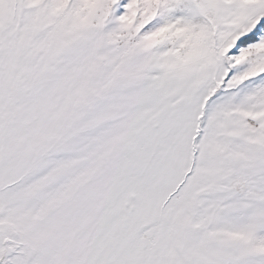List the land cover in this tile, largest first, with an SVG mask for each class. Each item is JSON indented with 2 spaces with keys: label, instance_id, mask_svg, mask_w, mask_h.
Returning <instances> with one entry per match:
<instances>
[{
  "label": "snow or ice",
  "instance_id": "1",
  "mask_svg": "<svg viewBox=\"0 0 264 264\" xmlns=\"http://www.w3.org/2000/svg\"><path fill=\"white\" fill-rule=\"evenodd\" d=\"M0 264H264V0H0Z\"/></svg>",
  "mask_w": 264,
  "mask_h": 264
}]
</instances>
